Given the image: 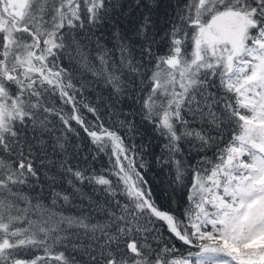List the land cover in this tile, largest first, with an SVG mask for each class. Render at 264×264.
Wrapping results in <instances>:
<instances>
[{
  "label": "snow or ice",
  "instance_id": "6c2138e0",
  "mask_svg": "<svg viewBox=\"0 0 264 264\" xmlns=\"http://www.w3.org/2000/svg\"><path fill=\"white\" fill-rule=\"evenodd\" d=\"M0 264H264V0H0Z\"/></svg>",
  "mask_w": 264,
  "mask_h": 264
}]
</instances>
